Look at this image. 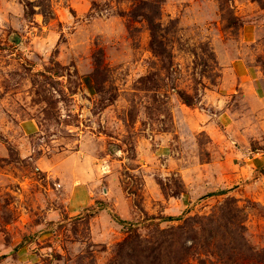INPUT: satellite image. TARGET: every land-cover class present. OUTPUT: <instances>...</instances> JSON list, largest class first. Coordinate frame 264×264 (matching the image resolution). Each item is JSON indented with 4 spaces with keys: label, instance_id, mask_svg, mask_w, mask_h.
<instances>
[{
    "label": "rangeland",
    "instance_id": "1",
    "mask_svg": "<svg viewBox=\"0 0 264 264\" xmlns=\"http://www.w3.org/2000/svg\"><path fill=\"white\" fill-rule=\"evenodd\" d=\"M0 264H264V0H0Z\"/></svg>",
    "mask_w": 264,
    "mask_h": 264
},
{
    "label": "trees",
    "instance_id": "2",
    "mask_svg": "<svg viewBox=\"0 0 264 264\" xmlns=\"http://www.w3.org/2000/svg\"><path fill=\"white\" fill-rule=\"evenodd\" d=\"M183 100L187 104H189V100H187V98H183ZM226 194H227V191H221V192L211 193V194L205 196L204 198L208 199V198H213V197H220V196H224ZM99 211H108L110 216L112 217V219L115 222H117L119 225H122L124 227H130V228L134 227V226H132V224L120 219L119 216L117 214H115L113 211H111V209L107 205L100 204V208H98V212ZM182 220H183V216H180V217H166V218H160L159 219L160 223H169V224L170 223H175V222H180Z\"/></svg>",
    "mask_w": 264,
    "mask_h": 264
},
{
    "label": "water",
    "instance_id": "3",
    "mask_svg": "<svg viewBox=\"0 0 264 264\" xmlns=\"http://www.w3.org/2000/svg\"><path fill=\"white\" fill-rule=\"evenodd\" d=\"M13 42L16 43V44H20L21 40H20V38L15 37V38L13 39Z\"/></svg>",
    "mask_w": 264,
    "mask_h": 264
}]
</instances>
